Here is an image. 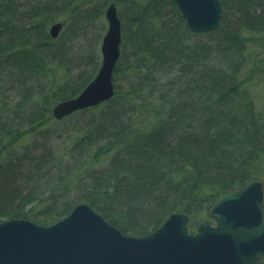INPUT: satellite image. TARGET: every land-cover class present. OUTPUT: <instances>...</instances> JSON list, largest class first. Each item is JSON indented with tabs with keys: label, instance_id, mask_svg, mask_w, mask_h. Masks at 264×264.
Listing matches in <instances>:
<instances>
[{
	"label": "trees",
	"instance_id": "1",
	"mask_svg": "<svg viewBox=\"0 0 264 264\" xmlns=\"http://www.w3.org/2000/svg\"><path fill=\"white\" fill-rule=\"evenodd\" d=\"M220 2V29L198 34L173 0H0V217L48 226L85 203L125 234L175 212L195 232L220 197L264 181V0ZM111 4L115 95L56 120L100 71ZM52 124L56 144L24 146Z\"/></svg>",
	"mask_w": 264,
	"mask_h": 264
},
{
	"label": "water",
	"instance_id": "2",
	"mask_svg": "<svg viewBox=\"0 0 264 264\" xmlns=\"http://www.w3.org/2000/svg\"><path fill=\"white\" fill-rule=\"evenodd\" d=\"M193 33L219 30L220 0H173ZM108 30L101 46L102 65L95 79L76 97L58 103L56 120L96 107L115 95L113 73L122 45V23L115 4L106 11ZM63 29L55 23L51 36ZM216 223L189 229L190 218L173 213L144 237L123 233L93 207L82 203L48 226L26 219L0 223V264H260L264 261V181L254 180L211 207Z\"/></svg>",
	"mask_w": 264,
	"mask_h": 264
},
{
	"label": "rangeland",
	"instance_id": "3",
	"mask_svg": "<svg viewBox=\"0 0 264 264\" xmlns=\"http://www.w3.org/2000/svg\"><path fill=\"white\" fill-rule=\"evenodd\" d=\"M259 42L260 45H258L260 48L259 52H261L263 50V47L261 44L264 45V36L259 38ZM264 52V50L262 51ZM261 52V53H262ZM260 53V54H261ZM252 91L253 94L258 97L259 101L263 104L264 106V79L262 81L259 82V84L254 85L252 87ZM65 129V128H64ZM63 130V127L60 125H56V124H52L49 125L48 127H46V130L44 131V133L42 134H37L33 137H30L24 144V146H27L29 149L31 150H35L37 148H39L42 144H47V145H51L52 143H57L60 136L59 133ZM31 209H35V210H39L37 209L35 206H33L32 208H29L27 210H31ZM33 210L31 212H33ZM29 215V218H26V220H30L35 222V220L32 218L31 214L27 213ZM25 219V218H24ZM11 220L10 217H0V223L5 222ZM212 225H216L215 222L213 220H208ZM58 222V221H57ZM37 223V222H35ZM56 223V222H54ZM53 223V224H54ZM198 228V227H197ZM197 230V229H196ZM195 230V232H196ZM127 235H131V236H137V237H141V236H145V235H136L134 233L131 232H127ZM148 235V234H147Z\"/></svg>",
	"mask_w": 264,
	"mask_h": 264
},
{
	"label": "flooded vegetation",
	"instance_id": "4",
	"mask_svg": "<svg viewBox=\"0 0 264 264\" xmlns=\"http://www.w3.org/2000/svg\"><path fill=\"white\" fill-rule=\"evenodd\" d=\"M145 236H147V235H145ZM135 237H137V236H135ZM141 237H144V236H141Z\"/></svg>",
	"mask_w": 264,
	"mask_h": 264
}]
</instances>
